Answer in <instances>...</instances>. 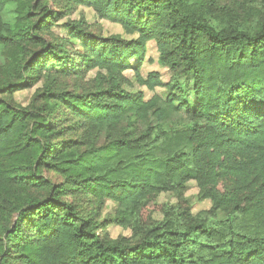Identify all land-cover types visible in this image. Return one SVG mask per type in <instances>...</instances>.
<instances>
[{"label": "trees", "instance_id": "16d2710c", "mask_svg": "<svg viewBox=\"0 0 264 264\" xmlns=\"http://www.w3.org/2000/svg\"><path fill=\"white\" fill-rule=\"evenodd\" d=\"M63 1L138 38H101L71 24L78 53L69 41L46 37L61 14L44 0H0V47L14 52L0 68V264H264V8ZM10 5L17 6L13 23L4 19ZM152 40L177 74L172 90H181V76H193V107L173 95L157 105L120 87L116 77L132 60L143 64ZM50 66L60 73L45 74L48 84L30 107L15 104L13 94ZM95 69L111 79L81 93L54 84ZM141 83L161 85L157 73ZM180 113L187 121L168 127ZM75 120L86 127L79 138L66 133ZM138 121L148 122L144 130L134 127ZM100 133L107 138L96 144ZM192 180L211 212L193 217L187 207L168 208L165 221L136 227L143 207ZM80 196L118 204L117 224L140 238H105L70 200Z\"/></svg>", "mask_w": 264, "mask_h": 264}, {"label": "rangeland", "instance_id": "374dc122", "mask_svg": "<svg viewBox=\"0 0 264 264\" xmlns=\"http://www.w3.org/2000/svg\"><path fill=\"white\" fill-rule=\"evenodd\" d=\"M224 6H237L244 1L251 7H257L263 9L261 0H218ZM50 10L61 14V18L51 29L50 33L46 35L49 40L56 38L61 41H69L74 50L78 53L83 52L81 41L72 36L71 24H78L89 33L101 38H109L111 36H119L124 40H134L138 38V35H128L125 30L118 24L102 19L92 9L81 5H74L67 3L63 0H44ZM16 5H10L5 13L4 19L8 23H13L16 17ZM32 49H35L33 47ZM14 58V52L8 49L0 47V68L4 67L7 61ZM47 73L59 74L60 69L56 66H50L44 69L42 78L30 88H25L13 94L12 99L15 104L28 108L32 104L34 97L38 91H42L48 84L46 79ZM157 73L161 85L155 87L153 90L148 89L145 85H142L141 81H146L150 74ZM116 76V75H114ZM177 74L173 72L169 67L165 66L161 62V53L158 49L157 40L149 41L146 44V56L142 65L138 66L135 60L131 61V69L122 73L121 77H116L120 83V87L129 93H141L145 101L152 99H158L157 105H161L160 101H166L170 95L176 98H180V101H186L191 107L195 105V96L193 92V76H181L180 89L172 90V82L176 80ZM52 79V78H51ZM111 79L109 72L105 69H95L89 71L82 76L73 77H57L54 79L55 86L60 90L73 91L81 93L84 90L94 89L99 86L101 82ZM52 81V80H50ZM180 101H176L174 104L178 106ZM183 110L182 112H184ZM187 115L180 113L179 116L173 117L168 127L175 128L182 125L187 121ZM154 123V121L152 120ZM73 132L74 138H79L85 133V126L78 120L73 123L66 124ZM148 125V122L142 123L138 121L134 127L144 130ZM67 126V127H68ZM106 133H100L95 138L96 144H103L106 140ZM55 181H60V178L51 175ZM71 201L78 205V208L93 219V222L98 226V231L108 240H117L119 238L129 239L131 241L138 240L140 236H136L135 230L132 227H122L117 224L116 219L121 212L118 204L106 201L101 206L93 202L91 199L85 196L78 198H70ZM211 200L202 197L200 188L195 181H189L183 190L180 192H163L161 193L153 203L147 207H143L140 212L137 221L135 220L136 227H147L149 225L161 223L167 219L168 214L166 211L168 208L173 210L188 208L193 217L201 216L205 213H209L212 210ZM219 218H224V213H217ZM134 225V224H133Z\"/></svg>", "mask_w": 264, "mask_h": 264}]
</instances>
